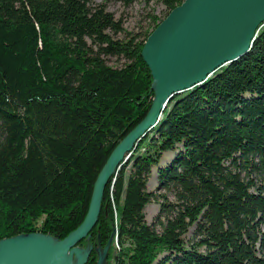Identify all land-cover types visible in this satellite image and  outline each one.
<instances>
[{
    "label": "trees",
    "instance_id": "obj_1",
    "mask_svg": "<svg viewBox=\"0 0 264 264\" xmlns=\"http://www.w3.org/2000/svg\"><path fill=\"white\" fill-rule=\"evenodd\" d=\"M161 1L164 18L182 0ZM163 18L142 38L120 40L109 32L120 20L102 3L0 0V239L33 231L63 238L83 220L109 153L149 108L141 48ZM105 54L127 62L111 66ZM175 148L157 177L181 205L160 204L159 231L145 218L146 184ZM128 161L113 183L110 176L78 244L103 248L116 229L113 264H264V23L243 56L170 98ZM249 168L258 183L242 175ZM191 225L197 239L186 241ZM96 259L93 247L85 264Z\"/></svg>",
    "mask_w": 264,
    "mask_h": 264
},
{
    "label": "water",
    "instance_id": "obj_2",
    "mask_svg": "<svg viewBox=\"0 0 264 264\" xmlns=\"http://www.w3.org/2000/svg\"><path fill=\"white\" fill-rule=\"evenodd\" d=\"M263 23L264 0H182L171 8L141 48L152 76L149 108L109 153L93 184L83 220L63 238L37 231L1 238L0 264H71L73 254L76 264H85L91 249L78 242L90 235L105 186L120 162L156 124L172 96L202 84L215 70L248 52ZM114 232L96 264H101Z\"/></svg>",
    "mask_w": 264,
    "mask_h": 264
},
{
    "label": "rangeland",
    "instance_id": "obj_3",
    "mask_svg": "<svg viewBox=\"0 0 264 264\" xmlns=\"http://www.w3.org/2000/svg\"><path fill=\"white\" fill-rule=\"evenodd\" d=\"M89 1L93 5L97 3H102L104 7L114 15V18L116 20H120L121 28L116 32L109 31L114 39H120V40H126L133 36L139 39L142 38L144 33L152 28L154 21L156 19L158 20L163 18L164 14L166 13V6L161 0H89ZM86 42L89 45V47L92 49V51L96 50L97 46L94 43H92L89 38L86 39ZM103 58L107 64L116 67H120L127 62V59L122 55L105 54L103 55ZM176 151L177 149L175 148L173 150H166L163 152V157L161 158L160 162L157 165H153L151 167V172L146 184V189L153 193V198L149 203L146 204L144 208L145 218L148 223H153L155 228L159 231L162 229V227L160 224L156 223L155 216L158 214V211L160 210V204L163 201H166L176 204L177 207L181 205V203L177 201L174 191L161 187L157 177L158 167L168 163L172 159ZM129 154L130 151L126 154L122 162H120L119 166L122 163L128 161ZM131 163L132 161H128V164L125 167L127 172H129V170L131 169L132 166ZM118 168H116V170L112 173L113 174L112 183L113 180L115 179L114 174H116ZM242 175H244L246 178H251L252 180H254V182L258 183L260 181L259 172L253 171L250 168L248 170L243 169ZM113 210H114L113 211L114 218H116L117 212L114 205H113ZM161 218L162 220H164L163 215L161 216ZM37 232H42V231H37ZM114 234L106 254L101 256V264H113L114 262L112 256L115 253L114 252L115 249L113 248V245H111L112 240L114 241V246L118 247L117 238L116 235ZM184 238L186 241H193L194 239H197L194 232V225H191L188 228L187 232L184 234ZM78 245L80 247L90 248V249L95 247L97 249V259L99 255L103 253L100 244L94 246L93 242H91L90 240L86 241L82 245L80 244ZM199 248L203 249V246H200ZM76 262H77V258L75 254H73L71 264H76Z\"/></svg>",
    "mask_w": 264,
    "mask_h": 264
}]
</instances>
